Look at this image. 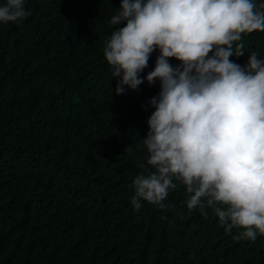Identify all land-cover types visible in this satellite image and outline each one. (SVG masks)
<instances>
[{"label": "trees", "instance_id": "16d2710c", "mask_svg": "<svg viewBox=\"0 0 264 264\" xmlns=\"http://www.w3.org/2000/svg\"><path fill=\"white\" fill-rule=\"evenodd\" d=\"M121 2L25 0L27 18L0 22V264H264V236L234 240L211 209H187L182 184L166 209L133 208L135 177L155 171L142 140L161 53L116 95L103 50ZM242 41L234 63L264 60V33Z\"/></svg>", "mask_w": 264, "mask_h": 264}, {"label": "clouds", "instance_id": "9594fccd", "mask_svg": "<svg viewBox=\"0 0 264 264\" xmlns=\"http://www.w3.org/2000/svg\"><path fill=\"white\" fill-rule=\"evenodd\" d=\"M29 15L25 0L0 6V22ZM122 22L103 50L119 78L116 95L125 86L137 90L151 54L161 53L146 77L150 86L159 80L161 91L150 101L155 111L142 140L155 171L135 177L133 208L146 201L166 209L169 191L182 184L187 209L205 216L211 209L226 234L239 230L234 240L264 236V60L256 51L246 67L230 59L244 55L243 35L264 33V3L122 0L109 23Z\"/></svg>", "mask_w": 264, "mask_h": 264}]
</instances>
